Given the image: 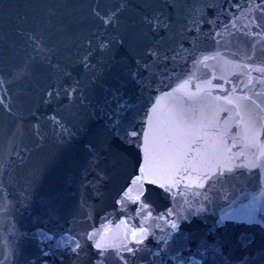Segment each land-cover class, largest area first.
Listing matches in <instances>:
<instances>
[{
	"label": "water",
	"instance_id": "water-1",
	"mask_svg": "<svg viewBox=\"0 0 264 264\" xmlns=\"http://www.w3.org/2000/svg\"><path fill=\"white\" fill-rule=\"evenodd\" d=\"M259 68L261 0H0V264H264Z\"/></svg>",
	"mask_w": 264,
	"mask_h": 264
},
{
	"label": "snow or ice",
	"instance_id": "snow-or-ice-1",
	"mask_svg": "<svg viewBox=\"0 0 264 264\" xmlns=\"http://www.w3.org/2000/svg\"><path fill=\"white\" fill-rule=\"evenodd\" d=\"M261 4H264V0H261ZM109 22H110V20H105V23H109ZM145 22L148 23L153 28V30H155L159 26V24L161 23L159 17H155V18H152V19H147L146 18V21ZM152 55H155V53H152ZM208 59H210V57H205L204 58L205 61L208 60ZM257 71L264 72V68H259V69H257ZM248 83L251 84L252 81L249 80ZM185 84H187V81L185 82ZM185 84H182L180 87L181 88H184L185 87ZM245 87H247V85H245ZM233 90H235V89H233ZM49 95H51V93H49ZM217 99H219V97H217ZM225 99L227 100V102L229 104L232 103V100L231 99H229L227 97ZM119 107H125V105H119ZM155 111H156V108L154 107L152 109V112L155 113ZM239 115H240V113H237V116H239ZM241 119H243V118L241 117ZM148 122H149V125L152 124V118L151 117H149ZM253 128H254V125H246L245 128H244V130H243L244 139L245 140H248L250 142V144L255 139V136L253 134ZM129 137L130 138H136V137H140L141 138V147L144 150V165H145L143 168H141V172L146 173V174L147 173H151L153 171V168H154L155 155H156L155 147H154V141L152 139V134L150 132L149 133H146V132H138L137 130H135L133 128V129L128 130L125 133V136L124 137H120L117 134L115 136V140L117 142H119V143H117L115 146L116 147H119L120 144L127 143L128 142V139L127 138H129ZM227 143H228L227 140H224L223 141V144L225 146L227 145ZM235 146H236V144H235V142H233L232 147H235ZM232 147H225V151L228 152V153H231L232 152ZM196 151L198 152L199 149H197ZM242 155H243L242 152L235 153L233 155V157H230L229 159L239 158ZM261 155H264V151L261 152ZM194 160H195V158H194ZM186 161H187V153L175 152L171 156V162L169 164L168 171L171 172V173H173V175H172V180H173L172 186L173 187L177 183H179L182 179H185L186 178V177H184V176L181 175V172L187 173L189 171V168H191L193 171H195L196 164L193 163L192 161H187V162ZM220 166L221 167H225V170L228 171V172L233 171V167H227L225 165H220ZM241 166H244V165H241ZM246 166H248V167H255L256 166V163H255V161H250L249 164L246 165ZM215 174L216 173H212V175H215ZM208 178L210 179L211 177L209 176ZM139 180H141V177H137L136 178V181H133V183H136ZM149 182L150 183H156L155 180H152V181H149ZM160 186L161 187H165L164 184H161ZM199 186L202 187L203 185L201 184ZM131 191H132V189L129 188L128 191L124 193V197L127 198V199H133L132 196L130 195ZM140 194H142V193H140ZM135 199L136 200L139 199V194L135 197ZM172 227L175 228L176 225L173 224ZM132 235H133V238L135 239L136 233L133 232ZM93 236H95V234H93ZM93 236H90L89 239H92ZM76 246L79 247V244H77ZM95 248L98 250V254H99L100 257H104L105 253L110 248L111 249H117V255H119V247L117 245H114V244L105 243L103 236H101V238L96 241ZM127 251L131 253L134 250L132 248H127ZM120 259H123V257L121 256ZM98 264H103V261L102 260L99 261Z\"/></svg>",
	"mask_w": 264,
	"mask_h": 264
}]
</instances>
